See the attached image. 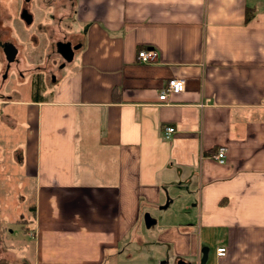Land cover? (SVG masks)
I'll use <instances>...</instances> for the list:
<instances>
[{"label":"crops","instance_id":"obj_1","mask_svg":"<svg viewBox=\"0 0 264 264\" xmlns=\"http://www.w3.org/2000/svg\"><path fill=\"white\" fill-rule=\"evenodd\" d=\"M35 3L75 62L49 97L0 96L32 184V242L11 247L28 264H264V0Z\"/></svg>","mask_w":264,"mask_h":264},{"label":"rangeland","instance_id":"obj_2","mask_svg":"<svg viewBox=\"0 0 264 264\" xmlns=\"http://www.w3.org/2000/svg\"><path fill=\"white\" fill-rule=\"evenodd\" d=\"M36 1L0 0V42L10 40L17 48L16 57L6 59L0 68V96L20 100H28L33 94L49 97L60 77L72 71L71 65L75 60H65L56 45L58 39L55 35L64 33V22L62 25L53 18L48 24L39 23L48 20L40 10L34 9ZM43 1L45 7L52 9V0ZM54 1L70 4L71 0ZM22 6L35 11L30 24H25L18 16ZM20 112L22 110L19 115ZM20 118L13 134L0 135V223L8 229L0 236L3 239L0 241V263L7 264H28L22 259L25 251L10 245H31L32 242L31 229L26 226L27 222H32V184L28 177H20L22 169L16 168H21L19 158L26 150ZM7 153L8 157H5ZM29 250L26 256H30Z\"/></svg>","mask_w":264,"mask_h":264},{"label":"built area","instance_id":"obj_3","mask_svg":"<svg viewBox=\"0 0 264 264\" xmlns=\"http://www.w3.org/2000/svg\"><path fill=\"white\" fill-rule=\"evenodd\" d=\"M158 54L157 51L152 47H142L139 48L136 52V59L138 62L148 63L153 62L157 58ZM184 86V79L172 76L170 77L165 85L160 89L158 93V99H165L168 92H177L181 90ZM174 131V128L170 125L163 126L162 128V134L164 137L169 136V134ZM225 147L224 146H218L214 153L212 154L213 158L217 162H223L225 159ZM226 248L223 245H219L215 248V253L217 256H222L225 254Z\"/></svg>","mask_w":264,"mask_h":264},{"label":"water","instance_id":"obj_4","mask_svg":"<svg viewBox=\"0 0 264 264\" xmlns=\"http://www.w3.org/2000/svg\"><path fill=\"white\" fill-rule=\"evenodd\" d=\"M21 16H22V18H23V20L25 22H29L30 19H31L30 14L27 13L24 9H22ZM57 48L59 49V51L62 54V56L64 57V59L68 60V59L71 58L72 49H71L69 43H67V42L61 43L60 42V43L57 44ZM2 50L4 52V55H5L6 59H8V60L13 59L14 54L16 52V48H15V46L12 43L6 42L3 45ZM151 222H152V220L149 218L148 214H145L144 215V223H145V225H149ZM177 264H185V263L182 262V261H178Z\"/></svg>","mask_w":264,"mask_h":264},{"label":"trees","instance_id":"obj_5","mask_svg":"<svg viewBox=\"0 0 264 264\" xmlns=\"http://www.w3.org/2000/svg\"><path fill=\"white\" fill-rule=\"evenodd\" d=\"M250 15L247 13V9H246V13H245V20L249 19ZM5 230H8L4 224L2 225V223H0V236L2 235V233L5 231ZM23 231H26V228H23ZM0 241L2 242L3 239H0ZM11 246V245H10ZM0 264H4V263H0Z\"/></svg>","mask_w":264,"mask_h":264}]
</instances>
